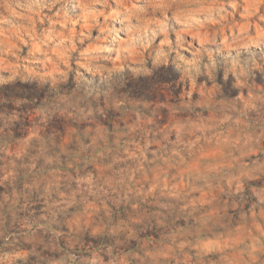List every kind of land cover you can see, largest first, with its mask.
Segmentation results:
<instances>
[{
  "label": "clouds",
  "instance_id": "1",
  "mask_svg": "<svg viewBox=\"0 0 264 264\" xmlns=\"http://www.w3.org/2000/svg\"><path fill=\"white\" fill-rule=\"evenodd\" d=\"M0 264H264V0H0Z\"/></svg>",
  "mask_w": 264,
  "mask_h": 264
}]
</instances>
